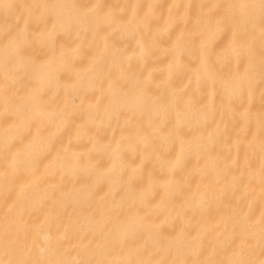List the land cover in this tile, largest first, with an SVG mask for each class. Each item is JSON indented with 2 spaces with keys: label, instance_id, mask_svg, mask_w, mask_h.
<instances>
[{
  "label": "bare ground",
  "instance_id": "6f19581e",
  "mask_svg": "<svg viewBox=\"0 0 264 264\" xmlns=\"http://www.w3.org/2000/svg\"><path fill=\"white\" fill-rule=\"evenodd\" d=\"M0 264H264V0H0Z\"/></svg>",
  "mask_w": 264,
  "mask_h": 264
}]
</instances>
